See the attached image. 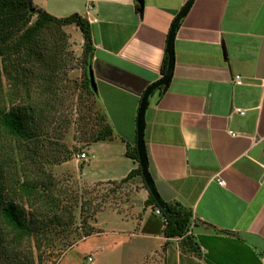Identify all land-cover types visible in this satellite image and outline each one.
<instances>
[{"label": "crops", "instance_id": "1", "mask_svg": "<svg viewBox=\"0 0 264 264\" xmlns=\"http://www.w3.org/2000/svg\"><path fill=\"white\" fill-rule=\"evenodd\" d=\"M31 1L57 18L78 14L89 22L97 101L114 138L86 150L90 161L98 158L93 145L105 147L110 154L106 170L101 174L90 164L85 169V162L78 178L85 185L114 187L138 166L125 152L136 142L140 99L162 77L167 34L187 0H143L142 15L136 0ZM261 138L264 0H194L175 33L170 83L149 97L144 142L161 199L192 213L190 233L200 244V255L162 235L164 220L145 203L149 192L135 175L121 185L124 199L102 208L108 206L116 216L127 211L125 220L119 218V229L109 233L125 237L121 242L129 247L136 243L130 263L152 256L164 264H206L205 259L264 264ZM85 173L91 180L82 179Z\"/></svg>", "mask_w": 264, "mask_h": 264}, {"label": "trees", "instance_id": "2", "mask_svg": "<svg viewBox=\"0 0 264 264\" xmlns=\"http://www.w3.org/2000/svg\"><path fill=\"white\" fill-rule=\"evenodd\" d=\"M32 16L36 17L33 24L22 29V25H25ZM71 25L81 32L85 85L89 93L96 98L97 95L91 89L88 77L90 57L94 51L89 22L78 14L57 18L37 8L31 0H0V92L3 89V76L14 80L15 84H17L16 80H19L18 83L21 84L19 86L24 90L22 94L28 100H30L31 91L39 85L42 87V90L37 88L36 94L26 105L15 102L14 98H9L7 100L9 108L0 107V153L3 155L1 156L3 164H0V246L4 243L5 237H9L14 243L21 242L24 237H37L41 229H45L52 222L61 223L65 219L68 225L73 224L76 208L79 209L82 221L90 220V228L84 236L89 237L98 232L92 226L94 216L106 203H111L109 200L104 201V205H92V200H87V197L82 200L81 196H76L80 200L79 204L69 199L72 201L71 206L67 198H60L59 194L52 190V187H55L52 182L53 176L39 168H35V171L30 170L39 166L36 160H32V156H29L28 143L30 142L31 145L36 143L35 138L43 127L44 119L47 121V108L50 103L44 95L51 94L47 83L50 84V78L55 70V65L51 63L53 55L45 58L41 49H58L56 46L50 47L46 44L44 46L42 42L47 37L42 35L45 33L52 35V28L55 26L61 29ZM58 46L60 47L59 44ZM13 53H17L14 58H12ZM166 61L167 58L164 56L161 67L162 76L166 71ZM15 72L17 76H14ZM28 84H31L30 87L24 89ZM157 90L164 91L163 88ZM18 97L21 96L18 95ZM99 120L102 126L92 134V143L114 138L113 130L107 123L105 115H101ZM25 146L27 149L22 150ZM125 155L138 164L135 143L132 147L127 146ZM135 175L140 176L143 187L147 190L138 164L136 169L110 191L116 195L120 186ZM58 193L66 194L62 191ZM75 201H77L76 198ZM145 203L152 205L154 209L157 207L150 193ZM24 204L30 209L33 208L35 214L27 213L23 207ZM165 205L168 213L162 212L164 220L162 235L168 239H178L180 249H189V252L199 256L200 244L190 233L191 211L177 203H165ZM10 257L12 258V255ZM38 261L41 262V258H38ZM205 261L206 264H214L213 259H205ZM28 263L32 264L34 261L29 260L26 264ZM14 264L19 262L15 261Z\"/></svg>", "mask_w": 264, "mask_h": 264}, {"label": "rangeland", "instance_id": "3", "mask_svg": "<svg viewBox=\"0 0 264 264\" xmlns=\"http://www.w3.org/2000/svg\"><path fill=\"white\" fill-rule=\"evenodd\" d=\"M35 18V16L29 17L28 22L22 25V29L33 24ZM52 30V35L49 36L47 33L42 35V37H47L46 39L42 38L44 40L42 43L44 46L45 44L50 47L56 46L58 49H41L45 58L53 55L51 63L55 65L50 84L47 83L51 94L44 95L50 105L47 108V121L44 119L41 134L39 133L35 138L36 143L32 145L30 142L28 143L29 156H32L31 159L36 160L39 166L30 170L35 171V168H39L50 174L51 177L53 176L52 182L55 187H52V190H55L60 198L71 199L77 204L80 201L77 198L79 196L82 200L84 197H87V200H92V205H104L103 202L109 200L118 203L119 200L124 199L126 193L122 186L115 195L110 191L112 188L110 185L96 183L89 186L78 178L84 164L77 162L73 155L78 151H86L94 144L92 143V134L102 126L99 124V118L103 115V111L97 101L98 97L96 99L92 96L85 85V61L80 31L74 25L61 29L55 26ZM12 56V58L16 57L17 53H13ZM14 76H17V72L14 73ZM2 80L0 107L9 108L7 106L9 98H14L15 102L26 105L36 94L37 88L42 90L40 85L37 86L31 91L30 100H28L22 94L24 90L20 88L19 80H16L17 84L14 80L4 76ZM30 85L23 87L28 89ZM20 98L22 99L20 100ZM116 144L119 146L121 143L117 142ZM26 147H23L22 150ZM92 148L95 157L98 156V158L86 161L85 169L90 164V167L99 173L104 172L109 164L106 163V160L110 158V154L108 157V150L98 144L93 145ZM1 156L3 155L0 153V164H3ZM117 157L119 156L117 155ZM82 179L91 180L86 173ZM56 190L66 194L63 195ZM71 200L68 204L72 206ZM23 207L27 213L35 214L33 208L30 209L25 204ZM74 213L73 224L68 225L65 219L61 223L52 222L45 229H41L40 233L36 235L37 237H24L18 243L5 237L4 243L0 246V264H14L15 261L19 264H26L29 260L34 261L32 264H128L131 259L136 258L130 255L137 251L135 242L132 247H129L121 242V240H125V237L109 233L110 229H119V218L124 219L127 211L122 216H116L113 210L108 206L105 207L95 217L94 227L102 234L97 235L96 232H93L94 234L87 239L84 236L90 228V220L82 221L78 208ZM138 250L142 251L143 249L138 248ZM88 257L92 262L88 261ZM38 258H41V262L38 261ZM140 264L164 263L151 256Z\"/></svg>", "mask_w": 264, "mask_h": 264}, {"label": "water", "instance_id": "4", "mask_svg": "<svg viewBox=\"0 0 264 264\" xmlns=\"http://www.w3.org/2000/svg\"><path fill=\"white\" fill-rule=\"evenodd\" d=\"M138 3V11L142 15L144 1L143 0H136ZM194 0H187L184 6L181 8L179 13L174 18L171 26L169 28L165 46V56L167 58L166 61V71L165 74L156 82L152 83L150 86L146 88L143 92L142 97L140 99L137 115H136V151H137V158L138 164L141 169V175L143 177L144 183L148 192L152 195L155 200L156 206L164 213L167 214L168 210L166 208L165 202L159 196L154 181L150 175L148 159L146 154L145 142H144V131H145V115L146 109L149 102L150 95L157 89L163 88L165 90L170 83L172 78L173 69H174V38L176 30L179 26L180 21L185 17L189 9L191 8ZM92 56L90 57V59ZM89 83L90 87L95 94H97V87L94 80L93 71L91 68V63L89 64V71H88Z\"/></svg>", "mask_w": 264, "mask_h": 264}, {"label": "built area", "instance_id": "5", "mask_svg": "<svg viewBox=\"0 0 264 264\" xmlns=\"http://www.w3.org/2000/svg\"><path fill=\"white\" fill-rule=\"evenodd\" d=\"M234 81H235L236 83H238V84L241 83V79H240L239 76H235ZM235 111H236V113H238V114H240V115H244V110L236 109ZM229 133H230V135H232V136L235 135L233 132H229ZM259 141H264V138H261ZM254 143H257V141H255ZM73 158H74L77 162H86V161H88V159H89V155H88V153H87L86 151H81V152H76V153H74ZM218 184H219V185H223L224 182L219 181ZM154 212H155L156 215L162 217V211H161L158 207L155 208V211H154ZM88 261H91V258H90V257H88Z\"/></svg>", "mask_w": 264, "mask_h": 264}]
</instances>
